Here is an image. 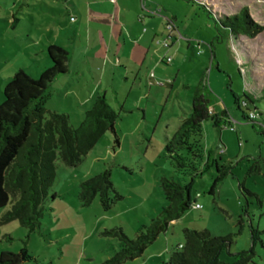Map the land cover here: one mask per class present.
Wrapping results in <instances>:
<instances>
[{
  "label": "rangeland",
  "instance_id": "rangeland-1",
  "mask_svg": "<svg viewBox=\"0 0 264 264\" xmlns=\"http://www.w3.org/2000/svg\"><path fill=\"white\" fill-rule=\"evenodd\" d=\"M72 1L80 5L82 0ZM156 2L168 15L174 12L176 26L182 33L181 46L169 54L171 62L161 63L164 75H159L161 69L156 70V77L172 82V87L158 86L148 98L139 101L140 88L131 83L132 71H119L128 74V83L95 86V80H74L71 85V60L66 63L67 73L48 89L47 107L68 112L71 125L76 126L96 93L107 90L108 102L118 113L115 128L119 144L107 131L76 166H66L57 159L55 180L42 203L45 214L41 228L29 233L17 220L0 225V252H17L25 246L33 257L25 264H101L119 249L117 237L107 230L119 227L132 238L166 203L160 186L164 175L189 186L190 206L141 256L122 264L165 261L168 251L183 241V227L205 228L212 236L233 234L229 253L225 250L220 255L221 264H230L235 252L251 248L249 224L260 230L264 227V137L254 126L264 125V32L253 38L240 36L231 40L227 31L220 30L221 37L215 40L213 74L219 75L217 87L225 104L210 87L207 96L215 112L227 108L234 129L217 127L209 119L186 134L191 151L181 149L171 155L166 147L181 118L189 113L190 97L201 71L209 66L210 53L203 44L219 35L213 15L202 4L216 16L235 14L247 7L250 16L264 24V0ZM66 4V0H0V103L4 86L16 70L21 68L37 79L49 66L48 42L63 47L72 40L69 32L58 35L56 30L57 20L70 23ZM185 36L200 43L202 53L197 44L193 51ZM217 63L219 72L215 70ZM91 65H85L87 74ZM241 67L245 77L239 75ZM245 85L253 99L249 106L255 112V124L245 118L236 104L237 97L238 103L244 99ZM113 91H117L116 96ZM85 96L90 98L88 105L80 104ZM218 156L219 163L229 166V172L210 192L216 176L213 160ZM174 157L185 160L187 166L178 167ZM103 169L110 170L111 180L124 198L108 211L102 210L97 197L90 205L82 206L77 199L80 182ZM195 169L199 174H195ZM240 184L257 194L261 205L256 198L246 196ZM193 201L201 207L192 206ZM8 208L9 205L1 208L0 214ZM240 217L244 224L238 233ZM247 264H264V235Z\"/></svg>",
  "mask_w": 264,
  "mask_h": 264
},
{
  "label": "trees",
  "instance_id": "trees-1",
  "mask_svg": "<svg viewBox=\"0 0 264 264\" xmlns=\"http://www.w3.org/2000/svg\"><path fill=\"white\" fill-rule=\"evenodd\" d=\"M202 6L213 15L219 38L222 34L220 30L227 31L231 40L240 36L253 38L264 32V24L256 22L247 7L235 14L216 16L211 14L205 4ZM46 51L49 67L37 79L21 68L16 70L4 86L3 100L0 103V209L9 205L0 214V225L17 220L29 233L41 228L45 214L42 203L55 180L57 159L66 166H76L107 131L112 133L114 142L119 144L115 128L118 113L111 107L104 92L95 95L76 126L71 125L69 113L47 107L49 87L67 72L68 52L55 44H47ZM243 98L240 108L245 118L255 124L254 118L248 117L253 111L249 106L253 99L245 92ZM238 101L237 97L236 104L239 107ZM212 118L207 85L202 75L190 97L189 113L182 117L167 141V151L171 155L181 149L191 151L186 134ZM254 126L264 137V125ZM174 159L178 167L187 166L185 160L177 157ZM220 159L218 156L213 160L216 176L210 192L229 172V166L219 163ZM195 174H199L196 169ZM160 186L166 203L160 205L158 214L143 224L134 237L127 236L119 227L106 231L117 237L119 249L101 264H122L141 256L161 232H165L173 221L184 215L190 206L189 186L183 185L177 178L165 175L161 177ZM240 187L246 196L256 198L261 205L257 194L246 189L243 184ZM96 197L103 211L110 210L124 198L114 186L109 169H103L79 184L77 199L82 206L90 205ZM248 204L246 198V208ZM244 213L247 214V209H244ZM243 224L244 219L240 217L237 223L238 233L242 231ZM249 229L251 248L235 252L230 264H247L254 254L256 243L262 244L264 227L260 230L249 224ZM181 233L183 241L170 249L167 259L160 264H221V253L225 250L229 253L233 243V234L212 236L205 228L183 227ZM30 260L33 257L25 246L17 252H0V264H25Z\"/></svg>",
  "mask_w": 264,
  "mask_h": 264
},
{
  "label": "crops",
  "instance_id": "crops-1",
  "mask_svg": "<svg viewBox=\"0 0 264 264\" xmlns=\"http://www.w3.org/2000/svg\"><path fill=\"white\" fill-rule=\"evenodd\" d=\"M66 3L65 9L70 15V23L62 24L59 20L55 23L58 24L56 26L58 35L61 31L64 34L67 31L69 32L68 37L72 38L67 46L62 47L68 52L66 63L71 60V85H74L72 83L74 80H84L85 82L95 80V86H100L103 83L108 86L116 83H128L130 82L128 74L119 71L129 70L133 72L132 85L137 84L140 88L139 101L143 97L148 98L158 86L172 87V82L156 77V70L161 69L159 75H164V70L161 67V63L165 62L163 57L169 56L171 51L176 52L178 46H181L182 33L176 26L174 12H171L172 15H168L166 11L163 12L156 0H82L80 5L75 4L72 0H66ZM166 19H170L175 25V33H171V38H168V32L164 27ZM157 37L165 39L169 46L164 48L157 45L155 43ZM185 39L193 51L197 44L202 53L203 49L200 43H196L194 39L186 36ZM215 40H219L218 35L213 36L207 45L203 44L210 53L209 66L206 70L201 71L197 82L204 75L207 92L210 87L225 104V98L219 93L217 87L220 83L219 75L217 73L214 77L213 74V63L217 57ZM48 44L54 43L48 42ZM90 56L92 57L91 61L89 60ZM88 63L92 64L88 67L90 74H87L85 70L87 68L85 65ZM165 64L168 63L165 62ZM239 65L241 66V61H239ZM218 66L219 63L216 64V72H219ZM238 72L241 77L242 75L245 77L242 67L238 69ZM212 76L215 79L212 80ZM184 86L188 87L185 84ZM106 91L103 90L105 95ZM113 92L116 96L117 91ZM244 92L248 95L251 94L247 86ZM87 97L80 100V104L88 105L90 98ZM214 98L219 102L218 98ZM211 110L213 116L211 120L215 126L230 127V116L225 106L218 112L212 108Z\"/></svg>",
  "mask_w": 264,
  "mask_h": 264
},
{
  "label": "built area",
  "instance_id": "built-area-1",
  "mask_svg": "<svg viewBox=\"0 0 264 264\" xmlns=\"http://www.w3.org/2000/svg\"><path fill=\"white\" fill-rule=\"evenodd\" d=\"M164 27H165V29H166L167 32H168V38H171V33H172V32L175 33V32H174V31H175V25L173 24V22H172L170 19H166V22H165V24H164ZM178 36H179V34H178ZM155 43H156L157 45H161V46L164 47V48H167V47L169 46V43H168L165 39L160 40V39L156 38V39H155ZM163 60H164L166 63H169V62H171V56L165 55V56L163 57ZM151 75H152V73H151ZM240 106H242V102L239 103V107H240ZM248 117H249V118H255V112H254V111H251V112L248 114ZM230 128H231V129H234L232 126H230ZM196 196L198 197V194H197ZM191 205L194 206L195 208H200V207H201V205H199V204L196 203L195 201H193Z\"/></svg>",
  "mask_w": 264,
  "mask_h": 264
}]
</instances>
